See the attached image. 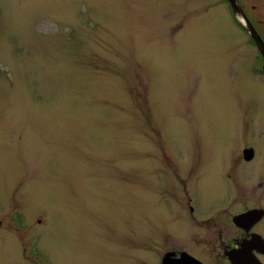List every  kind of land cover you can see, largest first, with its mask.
<instances>
[{
  "label": "rangeland",
  "instance_id": "374dc122",
  "mask_svg": "<svg viewBox=\"0 0 264 264\" xmlns=\"http://www.w3.org/2000/svg\"><path fill=\"white\" fill-rule=\"evenodd\" d=\"M254 50L222 0H0V264H160L181 157L264 144Z\"/></svg>",
  "mask_w": 264,
  "mask_h": 264
},
{
  "label": "flooded vegetation",
  "instance_id": "af4514ba",
  "mask_svg": "<svg viewBox=\"0 0 264 264\" xmlns=\"http://www.w3.org/2000/svg\"><path fill=\"white\" fill-rule=\"evenodd\" d=\"M236 2L258 33L262 51L234 16L228 0H222L255 48L252 77L264 82V0ZM244 125L241 134L245 140L233 160H209L202 166L208 158L203 161V156H190L189 162H182L186 157H181V244L161 249L160 264L165 254L174 259L181 255V264H232L229 254L241 247L248 258L264 264V144L256 147L248 118ZM199 168L205 172L201 174ZM15 210L13 207L7 211L10 216L6 217L5 228L21 240V215ZM166 240H160L159 245L165 246ZM147 244L152 247L153 242L148 239ZM27 251L31 253L23 248V253Z\"/></svg>",
  "mask_w": 264,
  "mask_h": 264
},
{
  "label": "water",
  "instance_id": "95a60500",
  "mask_svg": "<svg viewBox=\"0 0 264 264\" xmlns=\"http://www.w3.org/2000/svg\"><path fill=\"white\" fill-rule=\"evenodd\" d=\"M228 2H229L231 11L234 14V16L238 19L240 24L246 28L251 38L257 44L259 50L262 51L263 50L262 41L258 33L256 32V30L253 28V26L247 21V19L243 15V12L239 4L236 2V0H228ZM229 258L232 264H261L255 258H252V257L248 258V256L244 254L243 247L229 254ZM161 264H181V255L179 258L174 259V258H171L170 254H165L161 259Z\"/></svg>",
  "mask_w": 264,
  "mask_h": 264
}]
</instances>
